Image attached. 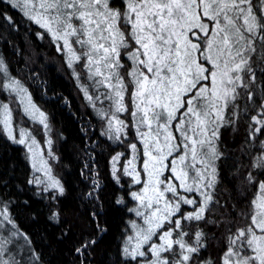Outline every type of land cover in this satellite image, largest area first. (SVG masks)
Wrapping results in <instances>:
<instances>
[{"label": "snow or ice", "instance_id": "1", "mask_svg": "<svg viewBox=\"0 0 264 264\" xmlns=\"http://www.w3.org/2000/svg\"><path fill=\"white\" fill-rule=\"evenodd\" d=\"M21 28L86 102L70 148ZM0 29V264H264V0H0Z\"/></svg>", "mask_w": 264, "mask_h": 264}, {"label": "trees", "instance_id": "2", "mask_svg": "<svg viewBox=\"0 0 264 264\" xmlns=\"http://www.w3.org/2000/svg\"><path fill=\"white\" fill-rule=\"evenodd\" d=\"M0 36H3L2 29H0ZM6 38L10 39L13 45L27 49L28 54L32 56L34 63L31 64V67H34L39 73V80L32 88L34 99L46 112L51 114L56 131H62L64 136L69 138V144L66 147L70 148L71 143L78 136L79 118L85 111L84 104L86 102L83 100L82 94L78 92L74 81L59 70V61L54 58V51L48 47L46 41L35 40L34 34H26L23 28L19 34L13 33ZM0 56L7 58L13 71L18 70L17 60L19 58L13 55V49L5 43L4 38H0ZM45 87L47 95L42 96ZM64 98L68 99V105L64 103ZM84 119H87V116H84ZM229 136L230 134L226 132L225 137L229 138ZM21 222L31 229L39 227L38 225L30 226L23 217H21Z\"/></svg>", "mask_w": 264, "mask_h": 264}]
</instances>
